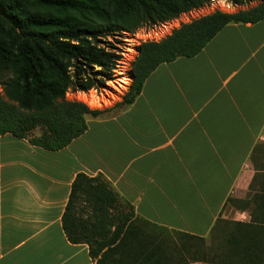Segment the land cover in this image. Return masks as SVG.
<instances>
[{
	"label": "crops",
	"instance_id": "0c3cea01",
	"mask_svg": "<svg viewBox=\"0 0 264 264\" xmlns=\"http://www.w3.org/2000/svg\"><path fill=\"white\" fill-rule=\"evenodd\" d=\"M68 147L0 136V264H96L63 217L78 175L103 177L133 221L207 238L264 148V20L161 65L135 103L87 118Z\"/></svg>",
	"mask_w": 264,
	"mask_h": 264
},
{
	"label": "trees",
	"instance_id": "16d2710c",
	"mask_svg": "<svg viewBox=\"0 0 264 264\" xmlns=\"http://www.w3.org/2000/svg\"><path fill=\"white\" fill-rule=\"evenodd\" d=\"M210 1L0 0V74H11L3 84L9 101L0 95V136L30 139L32 145L48 151L63 150L86 133L88 116L97 118L132 106L161 65L197 57L228 25H256L264 20V0H228L237 6L258 5L233 14L215 11L182 24L159 42L142 43L130 67V89L113 108L90 110L83 103L65 99L69 91L98 90L113 81L121 56L104 46L105 39L144 25L176 20L202 9ZM38 128L43 134L30 138ZM100 177L78 175L63 228L72 244L87 245L96 264H105L110 250L119 253L127 243L140 244L141 233L133 222V209L123 212L119 196ZM258 177L262 178L257 173L253 186ZM83 196L93 210L87 220L77 214ZM253 203L251 222L232 224L226 252L216 254L210 260L212 263L264 264V191L254 196ZM152 255L148 257L149 263L169 264L164 254L160 253L158 258Z\"/></svg>",
	"mask_w": 264,
	"mask_h": 264
},
{
	"label": "rangeland",
	"instance_id": "374dc122",
	"mask_svg": "<svg viewBox=\"0 0 264 264\" xmlns=\"http://www.w3.org/2000/svg\"><path fill=\"white\" fill-rule=\"evenodd\" d=\"M257 5L258 3L237 6L228 0H211L210 3L202 9L186 13L176 20L156 26L144 25L133 32H120L114 34V36L104 40V46L109 51L115 52L121 56V61L114 71L113 81L106 83L102 89L98 90L88 92L69 91L65 99L83 103L90 110H109L121 102L130 89L132 84L130 67L138 55L137 48L142 43L148 41L159 42L171 35V33L182 24L190 23L203 16L210 15L215 11L233 14L239 11L249 10ZM169 29H171V33L167 34ZM10 78V73L0 74V95L6 101H9V99L4 92L3 84ZM112 113L113 112L106 113L104 116L112 115ZM42 134L43 130L38 128L31 133L30 138H37ZM256 161L257 173L262 178L258 177L254 186H250L247 195H234L224 212V220L218 224V227L212 235L205 238V241L190 240L180 232L153 227L145 222L133 221L135 222L136 228H138L141 233L140 244L132 245L127 243L126 246L122 247L119 253L110 250L107 253L105 264H150L151 262H148V257L154 253L155 255L152 256L157 258L160 253L164 254L167 260H169V264H174L176 262H181V264H218L212 263L210 260L215 258L218 253L224 254L226 252V241L234 229L232 224L234 222L244 224H249L251 222L252 213L255 210L253 198L264 191L263 147ZM100 178L106 181L104 178ZM86 199V196H83L79 201L77 205V214L82 219L87 220L93 210L89 204L86 203ZM118 200L121 207L120 209L123 212L129 213L132 211L131 207L126 205L119 197ZM116 214V216L119 215L117 212ZM153 260L154 258L152 257V261Z\"/></svg>",
	"mask_w": 264,
	"mask_h": 264
},
{
	"label": "bare ground",
	"instance_id": "6f19581e",
	"mask_svg": "<svg viewBox=\"0 0 264 264\" xmlns=\"http://www.w3.org/2000/svg\"><path fill=\"white\" fill-rule=\"evenodd\" d=\"M177 26V25H176ZM172 29V28H171ZM171 29H169L168 31H167V34H170L171 33ZM127 82V81H126ZM127 84H130V83H127Z\"/></svg>",
	"mask_w": 264,
	"mask_h": 264
},
{
	"label": "built area",
	"instance_id": "2783aa9c",
	"mask_svg": "<svg viewBox=\"0 0 264 264\" xmlns=\"http://www.w3.org/2000/svg\"><path fill=\"white\" fill-rule=\"evenodd\" d=\"M83 94H86V93H83Z\"/></svg>",
	"mask_w": 264,
	"mask_h": 264
}]
</instances>
